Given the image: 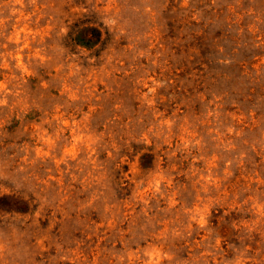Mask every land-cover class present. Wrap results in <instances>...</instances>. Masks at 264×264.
<instances>
[{
    "label": "rangeland",
    "instance_id": "1",
    "mask_svg": "<svg viewBox=\"0 0 264 264\" xmlns=\"http://www.w3.org/2000/svg\"><path fill=\"white\" fill-rule=\"evenodd\" d=\"M0 264H264V0H0Z\"/></svg>",
    "mask_w": 264,
    "mask_h": 264
},
{
    "label": "trees",
    "instance_id": "2",
    "mask_svg": "<svg viewBox=\"0 0 264 264\" xmlns=\"http://www.w3.org/2000/svg\"><path fill=\"white\" fill-rule=\"evenodd\" d=\"M88 32H85L86 33V38H87V41L86 42H89V28L86 29ZM92 30H93V39L95 38L96 40L100 41L101 40V37H102V31L100 28L98 27H92Z\"/></svg>",
    "mask_w": 264,
    "mask_h": 264
}]
</instances>
